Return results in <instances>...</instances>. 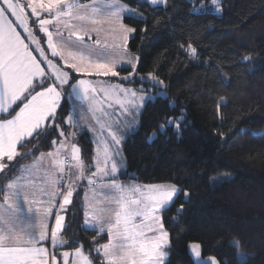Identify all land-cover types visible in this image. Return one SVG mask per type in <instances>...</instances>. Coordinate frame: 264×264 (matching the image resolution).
Returning a JSON list of instances; mask_svg holds the SVG:
<instances>
[{"label": "trees", "instance_id": "16d2710c", "mask_svg": "<svg viewBox=\"0 0 264 264\" xmlns=\"http://www.w3.org/2000/svg\"><path fill=\"white\" fill-rule=\"evenodd\" d=\"M202 1L210 3L196 0L197 6ZM119 2L147 20H123L136 29L128 50L139 60L137 77L132 83L120 84L144 87L147 92L149 83L142 85L139 80L151 74L163 81L168 96L145 104L137 131L123 143L126 170L116 180L175 184L190 193L187 203L180 196L169 211L160 213L171 241L167 249L170 264H195L188 251L192 243L201 245L205 258L244 264L246 255V264H264V0H220V16L212 9L190 15L189 0H167L166 8L155 9L138 5L137 0ZM154 17L159 21L155 27ZM145 28L147 33L141 31ZM189 44L196 49L195 55ZM244 55L251 59L242 61ZM129 71L118 73L128 75ZM118 81L112 77L110 82ZM61 103L58 122L65 137L51 130L46 139L25 143L18 151L31 154L17 157L10 166L31 164L42 153L53 151L59 141L72 138L81 149L86 172L94 171L92 136L64 122L71 106L68 100ZM181 113L184 120L179 131L168 128L164 134L157 132L165 118ZM221 174L232 177L213 184L211 178ZM7 182L0 178V184ZM84 189L78 187L79 195L74 192L65 213L61 235L69 244L56 252L61 257L65 250L73 253L82 247L95 264H102L96 242L107 243L108 237L84 228ZM181 204L183 212L177 215ZM233 241L238 242L236 247L231 246Z\"/></svg>", "mask_w": 264, "mask_h": 264}, {"label": "snow or ice", "instance_id": "6c2138e0", "mask_svg": "<svg viewBox=\"0 0 264 264\" xmlns=\"http://www.w3.org/2000/svg\"><path fill=\"white\" fill-rule=\"evenodd\" d=\"M189 2L192 4L190 15L203 14L206 9L221 11V8L217 7L220 0H210L209 4L201 2L198 6L196 0ZM137 3L148 4L153 9L167 7V0H137ZM27 7L30 8V15L35 17L31 20L32 27L36 28L37 32L47 35V47L51 50V58L45 49L40 47V40L29 27V16L25 14V6L16 0H0V174H2L0 178L8 181L6 184H0V194L3 197L0 202V264H58L56 249L69 244L61 233L65 230V213L69 211L68 205L72 204L74 192L79 195L76 184L71 181L67 185H59L55 177L47 176L44 181L47 187L37 188L29 179V169L23 166L16 168L14 165L10 166V163L17 157L26 158L31 154L30 152L21 154L18 146L22 148L25 143H31L32 140L46 139L51 130H56L61 137H65V132L60 129L58 122L61 102L71 101L73 97L84 99L89 92L96 91V87L90 81L78 78L75 74L104 77L119 75L115 60L91 58L96 49L89 45L87 40L92 38L93 32L99 36L101 29L97 25L108 23L111 31L121 36L120 47L126 53V42L136 29L117 21L121 17L141 23H147V20L136 10L121 4L119 0H93L91 4L81 3L80 0H29ZM44 14L51 19L43 18ZM9 16L14 19H9ZM100 17L105 19L102 21ZM153 19L156 20L155 17ZM156 24H159L158 20L153 27ZM49 26L55 29V33L49 30ZM141 31L147 33L148 29ZM25 32L27 35H23ZM25 40H29V43H25ZM31 44H35L36 47L30 48ZM95 44H100L98 38ZM188 47L191 54L195 55L196 49L192 48L191 44ZM34 52H37L41 59H37V56L33 55ZM57 57L59 60H55ZM136 59L138 63L139 58ZM249 59L250 55L242 57V61ZM60 61H64L63 67ZM137 63H133L132 60L126 61L131 71L128 76L122 78L123 80L132 83L129 77L136 71ZM123 68L124 65L121 64V69ZM139 82L143 85L146 81L141 77ZM152 84L154 88H158L163 81L153 79ZM103 90L107 91V88ZM116 90L135 100L137 91H143V88ZM122 107L128 115L135 117V105ZM183 120L182 113L176 117L169 116L161 122L157 132L164 134L168 128L179 131ZM64 122L71 125L73 116L70 114ZM116 130H119L118 123ZM117 131L109 132L111 146L104 148V166L97 162L96 171L91 174L92 178L88 179V183L94 185L96 183L94 178L99 175L101 178L111 180L109 184L101 187L115 190L120 195L107 197V202L115 204V207L100 209L99 213L89 202L84 210V228L108 237L107 243L96 242L95 251L102 264H170L167 260L170 253L167 249L170 248L171 241L160 213L169 211L180 196H184L187 203L190 193L175 184L150 185L145 186L143 190L132 188L133 192L139 193L137 198L126 197L124 187L115 183L107 168L108 160L113 159L111 173L116 172L114 157L119 154L121 144ZM157 132L152 136H156ZM52 143L56 145L58 142L54 140ZM59 144L57 152L66 148L64 140L59 141ZM110 151L112 157H109ZM78 152V147L72 145V159L81 170V174L75 177L76 181L83 178L85 168L77 155ZM48 155L52 156L53 153ZM42 157L43 154L40 159ZM14 171L20 174L12 175ZM60 171L63 172V169ZM211 179L216 183L222 178ZM37 191L48 196V200L34 211L32 205L37 202L35 199ZM56 197L62 199L57 200ZM85 199L87 201V196ZM23 205H27V211ZM183 208L184 205L181 204L177 209V215L182 214ZM53 216L55 226L50 227L49 217ZM90 216L93 220H99L98 227L90 224ZM145 221L150 223L146 224ZM48 241L51 244L50 248L44 246V242ZM237 243L233 241L231 246L236 247ZM189 249L195 258V264H226L212 256L206 260L200 259L199 243H192ZM75 254L79 259L74 264H95L90 254L85 256L82 247L76 248ZM69 255L67 250L62 252L63 264H69ZM240 255L237 252L236 258ZM246 260L245 255L244 264Z\"/></svg>", "mask_w": 264, "mask_h": 264}, {"label": "rangeland", "instance_id": "374dc122", "mask_svg": "<svg viewBox=\"0 0 264 264\" xmlns=\"http://www.w3.org/2000/svg\"><path fill=\"white\" fill-rule=\"evenodd\" d=\"M204 2V1H202ZM88 4H91L92 2H86ZM121 3V2H120ZM122 4V3H121ZM128 7V6H127ZM217 7H220V3L217 5ZM221 8V7H220ZM25 14L29 16V13L26 9ZM213 12L217 15H222V10L220 12H216L213 10ZM43 18L46 19H51L47 14L45 16L43 15ZM102 21L105 19L104 17H100ZM31 20V18H29ZM124 17H121L117 23H124ZM126 25V24H125ZM128 26V25H126ZM29 27L31 28V21L29 22ZM101 29L99 36L97 37V34L93 32L92 38L89 40V45H92L95 49L96 52L92 55V59H100V60H115L116 64V70L119 71L121 70V64L124 65L123 69H130L131 68L126 64L127 60H132L133 63H137V56L133 53H131L128 50V44L130 39L132 38L133 34H130L128 41L126 42V49L127 52L120 47L122 40L121 36L118 33H114L111 31V27L108 23L104 22L100 25H97ZM33 28V27H32ZM49 30L53 31L55 33V29L52 26H49ZM21 31V29H20ZM32 31L35 33V31L32 29ZM23 35H27V33H23ZM37 36V35H36ZM42 37L44 38V43L47 48L46 54L51 58V50L48 49L47 47V35L42 32ZM37 38V37H36ZM100 40V44L96 45L95 40L96 39ZM38 39V38H37ZM55 35H54V41H55ZM93 39V40H92ZM39 40V39H38ZM26 42L29 43V40H25ZM32 48H35V44H31ZM42 47V46H40ZM43 48V47H42ZM59 51V49H58ZM66 54V53H65ZM37 56L41 59V56L37 54ZM55 60H59V57L55 58ZM54 60V62H55ZM61 66H64V61H60ZM138 65V63H137ZM137 69V68H136ZM78 76V78L86 79L91 82L92 85L96 87L95 92H89L87 95V98L84 99H76L73 97L71 101H69L71 110L70 114L74 117H76L78 120H80L81 124L89 125L90 130H88L92 136V141L94 145V160H93V168L94 171H96V164L99 162L100 166H104V148L105 146H111V137L109 136L110 131H117L116 130V124H119V130L117 131L118 137L121 139V144H120V152L118 155L114 157L115 163H116V172L111 173V167L113 163V159H109L107 162V168L109 170L110 176H112L114 179L118 178L120 175H122L125 170H126V163L125 159L123 156V143L125 139L128 137V135H131L135 133L138 129L139 126V120H140V114L143 111V108L145 104L148 101L154 100L156 97H163L166 98L168 96V93L166 91L165 84L163 83L160 87L154 88L152 84V80L156 79L159 80L156 76L151 75L147 76L145 81L149 83V87L146 88L148 89L147 92L145 91H137V96L136 99L133 100L130 96L125 95L123 92H120L116 89L118 88H123V89H135L134 87H126L121 83L123 82H128L123 80V77H126L128 75H118L115 77L119 78V81L116 83H111V78L112 76L104 77V76H86L83 74H75ZM137 77L136 71L133 73L129 79L133 81ZM161 81V80H160ZM104 88H107V91L103 90ZM143 90L145 89L144 87ZM162 89V90H161ZM156 92V94L154 93ZM159 93V94H158ZM143 97V99H140ZM123 106H128V105H135V112L136 115L135 117L128 115L125 111ZM118 106L120 108H118ZM69 114V115H70ZM73 124L75 126V129L81 130L80 128H76V120H73ZM85 129V128H84ZM155 137V136H154ZM66 146H68V142L70 139L66 138L63 139ZM75 146H77L75 144ZM79 149V152L77 153L80 161H82L81 157V149L79 146H77ZM69 155L65 154L64 157H68ZM54 157V155H52ZM70 161L72 162L73 165V175L71 177L72 181L75 182L76 188L83 186L84 189V198L87 196V199H93L96 204L92 205V208L99 212L100 209L104 208H114L115 204H109L107 202V197H116L119 196L120 193L115 192V190H111L105 187H101V185L109 184L111 180L106 179V178H101L99 175L95 177L94 179L96 180V183L94 185H90L88 183V179L92 178L91 174L93 173H88L86 172L87 167L85 166V163L82 161L84 164L85 168L83 170V178L76 181L75 177L79 176L81 174V170L76 167V161L72 159V152L70 155ZM109 157H112V152H109ZM69 175V173H68ZM217 177H221V181L224 180H229L232 175L230 174H221ZM219 181V182H221ZM82 182H85V185L82 184ZM216 182V183H219ZM116 184H120L121 186L124 187V195L126 197H131V198H137L139 196V193L133 192L131 189L132 188H139L143 190L145 186H150V185H142L138 183H122L119 180H115ZM213 183V182H212ZM213 183V184H216ZM155 185H171V184H155ZM86 200V199H85ZM99 201H102L101 205H99ZM104 202L106 205L103 208ZM25 208V211H27V205H23ZM69 206V205H68ZM35 208V206H33ZM90 224H94V221L92 217H89ZM137 222H139V218H137ZM145 223H150V221H145ZM62 234V233H61ZM191 245V244H190ZM189 245V246H190ZM188 246V251L190 256L192 257L193 261L195 262V258L193 255L190 253V249ZM75 252V251H74ZM208 257H203L201 255L200 259L206 260ZM58 259V262L60 264H63V259L61 258ZM79 258L74 254V259L72 260L71 264H74ZM217 260V259H216ZM218 261V260H217Z\"/></svg>", "mask_w": 264, "mask_h": 264}, {"label": "crops", "instance_id": "0c3cea01", "mask_svg": "<svg viewBox=\"0 0 264 264\" xmlns=\"http://www.w3.org/2000/svg\"><path fill=\"white\" fill-rule=\"evenodd\" d=\"M16 2H18L21 5L25 6V9L28 11L29 18H31V20L35 19V17H32L30 15V8L27 7V5L29 3V0H16ZM80 2L81 3H86V2H82V1H80ZM91 2H93V1H91ZM44 16H45V14H44ZM9 19H14V18L9 16ZM31 20H29V22ZM32 29L35 31V33L37 35L36 37L40 40V46H42L45 49V52H47V48H46L45 43H44V38L42 37V32H37L36 28H32L31 27V30ZM18 31H20V29H18ZM89 40H87L88 44L91 43V42H89ZM25 43H28V42L25 41ZM30 48H32V45H30ZM37 54H38L37 52L33 53V55H36V56H37ZM37 59H40V58L37 56ZM43 66L44 65H42V67ZM45 70L47 71L48 69L46 68ZM118 108H120V107L118 106ZM74 116H75V114L73 115V120H76V122H77L76 125H78L77 128L83 129L85 131L90 130V126L89 125H85V123L81 124L80 120H78ZM69 139L70 140L67 141L68 142V146H66L65 149H62L59 152H57V149L60 148V144H58L53 151L48 152V153H53L54 157L49 156L48 153H42L43 154L42 159H40V157H41V155H40L33 163L23 166V167H26L27 169L30 170L29 179L33 182V184L37 188H39V187H47V185L44 183V181H45L47 176L55 177L59 181V185H67L69 182L72 181L71 177L73 175V165H72V162L70 161V158H71L70 155H71V152H72V145H75V143L73 142L72 138H69ZM65 154H67L69 156L68 157H64ZM57 161H60L62 163L57 164L56 163ZM61 168L63 169V172L60 171ZM68 173H69V175H68ZM116 179L117 178H115V180ZM122 183H124V182H122ZM117 185H120V184H117ZM61 190H63V189H61ZM35 199H36L37 202L32 205V207L35 206V208L33 207L34 211H35V209L41 208L44 205V203L48 200V196L42 195V194H40L37 191L35 193ZM56 199L57 200H61L62 197H56ZM0 202H2V200H0ZM89 202L91 204V207H92L93 204H96V202L93 199H89L88 198L87 201H86L85 198H84V207L85 208H86V206H88ZM101 203H102V201H99V205H101ZM105 205H106V203L104 202L103 208H104ZM93 221H94V224H92V226L98 227L99 226V220L97 219V220H93ZM84 223H85V221H84ZM49 224H50V227H54L55 226L54 216L53 217H49ZM44 246L50 248L51 247L50 241L44 242ZM74 254H75V252L71 253V258H70L69 264L72 263V260L74 259ZM85 256H86V254H85ZM58 258L59 259L61 258V260H62L63 259L62 258V254H61V257H58ZM58 264H60V263L58 262Z\"/></svg>", "mask_w": 264, "mask_h": 264}, {"label": "water", "instance_id": "95a60500", "mask_svg": "<svg viewBox=\"0 0 264 264\" xmlns=\"http://www.w3.org/2000/svg\"><path fill=\"white\" fill-rule=\"evenodd\" d=\"M69 253H70V252H69ZM70 258H71V253H70L69 258H68V259H69V262H70Z\"/></svg>", "mask_w": 264, "mask_h": 264}]
</instances>
